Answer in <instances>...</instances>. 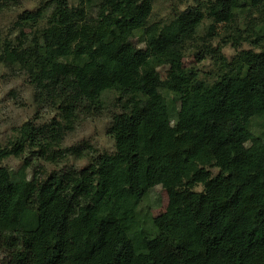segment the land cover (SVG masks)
<instances>
[{
    "label": "clouds",
    "instance_id": "9594fccd",
    "mask_svg": "<svg viewBox=\"0 0 264 264\" xmlns=\"http://www.w3.org/2000/svg\"><path fill=\"white\" fill-rule=\"evenodd\" d=\"M0 264H264V0H0Z\"/></svg>",
    "mask_w": 264,
    "mask_h": 264
}]
</instances>
